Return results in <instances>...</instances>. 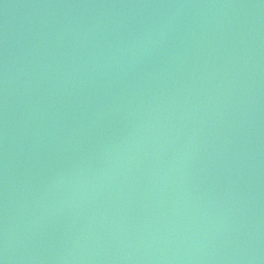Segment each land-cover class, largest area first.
<instances>
[{
    "label": "water",
    "instance_id": "obj_1",
    "mask_svg": "<svg viewBox=\"0 0 264 264\" xmlns=\"http://www.w3.org/2000/svg\"><path fill=\"white\" fill-rule=\"evenodd\" d=\"M0 264H264V0H0Z\"/></svg>",
    "mask_w": 264,
    "mask_h": 264
}]
</instances>
